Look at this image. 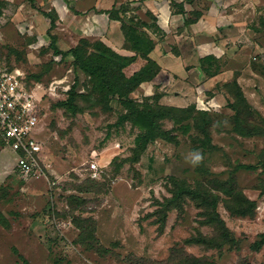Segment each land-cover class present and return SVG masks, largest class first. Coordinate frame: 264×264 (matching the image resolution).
I'll return each mask as SVG.
<instances>
[{
    "label": "rangeland",
    "instance_id": "rangeland-1",
    "mask_svg": "<svg viewBox=\"0 0 264 264\" xmlns=\"http://www.w3.org/2000/svg\"><path fill=\"white\" fill-rule=\"evenodd\" d=\"M0 2V64L20 68L45 95L40 176L24 180L0 137V264H264V0L231 5L239 10L233 53L240 55L203 59L206 78L164 76L163 88L139 87L132 104L118 96L98 102L74 58L54 55L52 36L66 52L81 41L86 19L69 31L67 18L39 10L48 7ZM150 29L159 34L155 24ZM135 59L123 70L127 78L148 64ZM226 65L236 70L227 81H208ZM73 86L70 108L63 103ZM132 105L193 111L158 122L173 142L149 141L152 128L146 135L135 124ZM200 196L214 201L227 241L204 224ZM240 205L247 215H238Z\"/></svg>",
    "mask_w": 264,
    "mask_h": 264
},
{
    "label": "crops",
    "instance_id": "crops-1",
    "mask_svg": "<svg viewBox=\"0 0 264 264\" xmlns=\"http://www.w3.org/2000/svg\"><path fill=\"white\" fill-rule=\"evenodd\" d=\"M35 3L48 7L41 8L42 13L54 12L59 15L60 21L67 18L64 28L71 22L86 19L81 39L94 37L119 55L141 58L125 38L123 20L116 17L113 19L110 13L128 6L130 12L126 11L124 16L120 13V16L127 22L131 13H134L148 24L149 28L145 27V31L154 44L148 57L160 66L158 75L151 82L142 83L140 89L154 90L157 86H162L164 76L179 78L181 81L187 77L206 78L200 63L203 59L219 60L240 55L233 53L238 38L233 32L239 29L235 15L239 10L231 5L236 0H35ZM195 12L201 13V17L187 24L186 21ZM152 24L156 25L159 34L150 31ZM70 28L71 25L69 31ZM221 31L228 33L221 35ZM138 62L137 60L132 65ZM233 70L226 65L219 73L207 77L208 81H227L232 75L231 71L236 72Z\"/></svg>",
    "mask_w": 264,
    "mask_h": 264
},
{
    "label": "trees",
    "instance_id": "trees-1",
    "mask_svg": "<svg viewBox=\"0 0 264 264\" xmlns=\"http://www.w3.org/2000/svg\"><path fill=\"white\" fill-rule=\"evenodd\" d=\"M30 1H32L33 4H36L35 0H30ZM2 9H3V3L0 2V16H2ZM126 11H128L127 8L122 7L120 10H113L110 13L113 19L116 17L118 19L123 20L122 30L124 32L126 40L128 41V43L132 45L133 49L137 52L138 55L147 58L148 61L147 66L142 68L139 72L135 73L131 78L125 77L123 70L126 67H128L130 64L135 62L136 56L125 57L119 55L118 53L107 47L101 41H96L95 43L92 44L88 42V40L86 39H81V41L75 47L69 49L66 52H62L61 50H58L54 46L53 42H55V37L52 36L51 38L50 47L51 49L54 50V55L72 56V58H74L75 60L74 62L75 68L80 69L82 72H84L90 77V81L93 84V88H94V96H96V98H99V100L97 99L98 102H101L103 100H107L109 102L110 97L118 96L120 99L123 98L124 103L132 104L131 102L132 100H130L129 98L130 94L133 91L137 90L142 83L151 82L160 72V66L157 64V62H155L154 60L148 57V55L154 48V44L152 40L142 38V34H140L136 29V27L134 26V21L132 20L133 19L132 17L129 19L133 27L127 25L128 21L125 22L123 17L120 16V13H126ZM43 13L45 15L50 14L46 12ZM200 17H201V13L195 12L194 16L188 19L186 22L187 24H189L193 22L195 19H199ZM55 21L56 20L52 21L53 22L51 25L52 29L56 28ZM140 24L144 27L149 28L148 24L143 21L142 22L140 21ZM75 96H76L75 86H73L69 91L68 101L63 104L70 106V108H74V103L76 100ZM242 102H244V100H242ZM135 106L137 105H132V110H134V113L137 115L136 119L138 120L135 122V124L142 127L146 132V135L148 132H150L152 128V133L150 135V138L148 139L149 141L154 140L155 138H157L158 135H163L167 137L168 141L173 142L176 138L168 133L163 132L158 122L160 120H164L170 117L175 118V116H178V113H180L181 116L188 118L190 112L193 111V109H184V108L179 109L168 106H162L161 109L159 108L158 110L153 109L154 111H151L150 108H143L142 110H136ZM245 109L247 108L245 107ZM178 121L179 120H177V122ZM199 199L200 200L198 201L200 203L199 202L197 203L199 205L198 208L201 210L200 213H202L204 217V224L206 226L213 225L215 229L220 232L222 222L220 221L219 216L216 213V205H214V201L212 200V198L210 197L208 198L205 196H200ZM172 204H170V206ZM179 206L180 205H178L177 207ZM180 207L182 212H185L183 205H181ZM242 207L243 205H240L241 212H239L238 215L241 216L247 215L248 212H244V210H242L243 209ZM166 214L167 213H165V215ZM164 220H166V218H164ZM164 220H162V222L165 223ZM162 225L165 226V224ZM223 228L224 226L222 227V230ZM227 237L228 236L226 235V232H224L223 230V233L220 232V234L214 238L217 239L219 238V240L227 241L228 240ZM180 264H192V263L189 260L188 261L186 260V261H181Z\"/></svg>",
    "mask_w": 264,
    "mask_h": 264
},
{
    "label": "built area",
    "instance_id": "built-area-1",
    "mask_svg": "<svg viewBox=\"0 0 264 264\" xmlns=\"http://www.w3.org/2000/svg\"><path fill=\"white\" fill-rule=\"evenodd\" d=\"M43 93V87L30 84L20 68L0 64V137L16 156L24 180L42 172ZM91 170L95 177L99 167L92 164Z\"/></svg>",
    "mask_w": 264,
    "mask_h": 264
}]
</instances>
